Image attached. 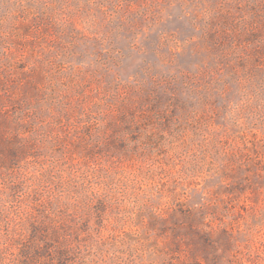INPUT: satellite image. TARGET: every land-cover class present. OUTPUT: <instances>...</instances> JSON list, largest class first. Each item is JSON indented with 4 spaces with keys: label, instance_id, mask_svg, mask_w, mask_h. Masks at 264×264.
I'll use <instances>...</instances> for the list:
<instances>
[{
    "label": "rangeland",
    "instance_id": "1",
    "mask_svg": "<svg viewBox=\"0 0 264 264\" xmlns=\"http://www.w3.org/2000/svg\"><path fill=\"white\" fill-rule=\"evenodd\" d=\"M0 264H264V0H0Z\"/></svg>",
    "mask_w": 264,
    "mask_h": 264
}]
</instances>
